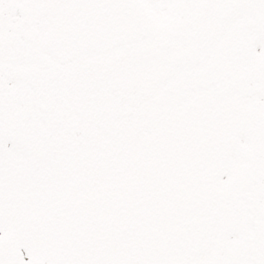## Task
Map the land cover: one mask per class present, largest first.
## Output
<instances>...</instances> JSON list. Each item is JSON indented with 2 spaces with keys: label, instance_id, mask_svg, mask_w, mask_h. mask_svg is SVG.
Masks as SVG:
<instances>
[{
  "label": "snow or ice",
  "instance_id": "snow-or-ice-1",
  "mask_svg": "<svg viewBox=\"0 0 264 264\" xmlns=\"http://www.w3.org/2000/svg\"><path fill=\"white\" fill-rule=\"evenodd\" d=\"M0 264H264V0H0Z\"/></svg>",
  "mask_w": 264,
  "mask_h": 264
}]
</instances>
